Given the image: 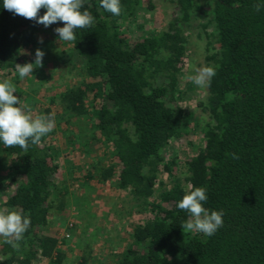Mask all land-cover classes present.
Instances as JSON below:
<instances>
[{
    "label": "trees",
    "instance_id": "16d2710c",
    "mask_svg": "<svg viewBox=\"0 0 264 264\" xmlns=\"http://www.w3.org/2000/svg\"><path fill=\"white\" fill-rule=\"evenodd\" d=\"M120 2L122 12L114 16L100 0H85L95 22L76 29L68 50L70 66L82 78L57 96L61 112L55 116L57 127L82 121L78 129L91 135L89 142L110 150V164L92 161L84 180L113 182L130 196L129 214L149 213L132 227L114 264H264V0H173L165 30L138 27L143 31L136 39L130 25L139 11L152 8L151 0ZM195 21L215 76L197 103L208 118L202 146L185 158L187 175L181 178L164 151L180 139L192 147L196 124L178 103L184 98L179 81L187 32ZM43 27L4 9L0 0V72L16 69ZM54 130L27 152L0 141L1 206L22 210L31 220L18 250L0 242V264L62 262L61 242L46 230L49 215L67 208L66 185L56 182L59 151L47 138ZM78 132L71 135L83 142ZM163 173L168 188L159 180ZM195 187L207 189L209 212H224L214 235L182 228L190 214L177 204ZM90 252L79 264L89 261Z\"/></svg>",
    "mask_w": 264,
    "mask_h": 264
},
{
    "label": "rangeland",
    "instance_id": "374dc122",
    "mask_svg": "<svg viewBox=\"0 0 264 264\" xmlns=\"http://www.w3.org/2000/svg\"><path fill=\"white\" fill-rule=\"evenodd\" d=\"M152 8L148 11H139L138 17L132 22L129 35L136 39L143 30L160 32L165 30L171 20L174 10L173 0H151ZM203 22V21H201ZM143 28L142 29H139ZM57 27H43L40 29L37 41L33 47L26 48L24 60L19 65L34 63L35 52L40 49L44 52L43 67H37L27 77L20 78L17 69L10 72H0V82L9 80L16 88V95L21 105H27L33 117L45 115L48 109L55 116L61 112L57 96L66 87L75 84L82 78L79 68H72L69 63V42H60L55 32ZM208 28L206 33H210ZM43 40L41 43L40 40ZM206 36L193 22L187 32V53L182 61V71L179 88L184 98L178 104L186 112L192 114L196 129L191 137L192 147L186 145L185 139L172 142L164 151V158L177 163L175 173L182 177L187 175L184 160L193 154L196 148L202 146V130L208 122L207 115L197 106L205 98L206 88L197 86L187 79L196 74V69L206 67ZM53 99L51 102L50 100ZM82 121L75 125H55L54 133L47 138L52 146L59 151L57 162L59 173L56 182H64L66 191L64 199L67 208L60 212H52L48 217L47 233L56 235L60 243L59 250L63 254L61 264H79V257L90 249V259L86 264H114L128 243V234L132 227L144 221L149 213L133 212L129 214L130 196L117 189L113 182L99 183L95 179L84 180L90 170L92 161L98 160L104 166L110 164V150L103 144L89 142L90 134H85ZM72 132L64 133L66 129ZM79 131V132H78ZM80 133L83 139L75 140L71 134ZM85 134V135H84ZM79 135V134H78ZM85 144V145H83ZM87 144V145H86ZM85 149H88L86 152ZM174 172V171H173ZM159 180L168 188L170 178L163 173ZM157 199L155 193L149 201ZM4 198L0 197L1 202ZM67 236V237H66ZM4 238L0 236V242ZM35 264H46L40 260Z\"/></svg>",
    "mask_w": 264,
    "mask_h": 264
},
{
    "label": "clouds",
    "instance_id": "9594fccd",
    "mask_svg": "<svg viewBox=\"0 0 264 264\" xmlns=\"http://www.w3.org/2000/svg\"><path fill=\"white\" fill-rule=\"evenodd\" d=\"M100 6L114 16L122 12L120 0H100ZM4 9L29 20L48 27L57 22H63V27H57L55 32L60 42L76 40V29L91 27L94 24L93 15L85 9V0H3ZM259 5L257 10H259ZM41 9H46L41 16ZM40 42L43 40L41 38ZM44 52L37 49L34 63L16 64L19 77L31 75L35 68L43 67ZM195 75L187 79L197 86L204 88L211 84L215 76V69L211 66L196 69ZM16 88L9 80L0 82V141L5 147L19 146L25 152L29 144H39L41 138L53 131L55 114L37 115L33 117L27 105H21L19 97L14 95ZM233 158H238L232 154ZM208 200L205 187H195L187 192L177 204L180 210L190 214V218L183 224L184 231L214 235L223 226V210L209 212L204 203ZM29 216L22 210L0 209V236L4 242L14 249H19V242L30 227Z\"/></svg>",
    "mask_w": 264,
    "mask_h": 264
},
{
    "label": "built area",
    "instance_id": "2783aa9c",
    "mask_svg": "<svg viewBox=\"0 0 264 264\" xmlns=\"http://www.w3.org/2000/svg\"><path fill=\"white\" fill-rule=\"evenodd\" d=\"M67 237V236H66Z\"/></svg>",
    "mask_w": 264,
    "mask_h": 264
}]
</instances>
